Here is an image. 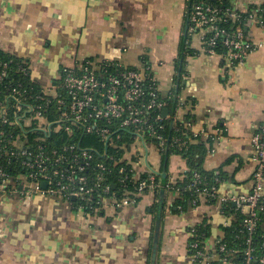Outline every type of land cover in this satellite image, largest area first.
<instances>
[{
  "label": "crops",
  "instance_id": "0c3cea01",
  "mask_svg": "<svg viewBox=\"0 0 264 264\" xmlns=\"http://www.w3.org/2000/svg\"><path fill=\"white\" fill-rule=\"evenodd\" d=\"M188 1L0 0V49L27 61L31 81L44 88L85 58L140 69L144 56L157 62L152 72L163 97L174 93L183 60L177 115L191 117L194 142L208 147L205 170L227 172L220 194H246L256 169L252 137L264 122V29H249L261 47L230 66L200 52L202 34L188 33ZM263 3L231 0L243 13ZM165 156L154 149L149 156L160 173ZM187 171L181 156L169 155L167 178ZM177 198L146 194L134 206L87 214L57 197L0 192V264H197L191 230L210 224L212 247L230 218L206 199L180 212Z\"/></svg>",
  "mask_w": 264,
  "mask_h": 264
},
{
  "label": "built area",
  "instance_id": "2783aa9c",
  "mask_svg": "<svg viewBox=\"0 0 264 264\" xmlns=\"http://www.w3.org/2000/svg\"><path fill=\"white\" fill-rule=\"evenodd\" d=\"M208 1L189 10L188 33L202 34L201 53L219 56L230 66L244 64L261 47L254 42L249 29H264V3L243 13L232 8L223 10L225 0H213L217 4ZM225 22H239V26L231 32L220 26ZM153 65L157 62L143 61L138 69L121 62L85 58L73 67L64 68L58 82L32 92L33 88L22 82L14 85L15 80H6L12 74L5 64L0 72V192L57 197L87 214L107 206L116 209L134 206L146 194H180L181 189L175 184L184 175L178 179L169 177L167 184H163L149 156L153 149L161 156L169 154L171 143L164 134L166 124L176 132L181 130L190 143L198 136L191 117H178V107L170 113L173 94L161 95ZM16 72L30 75L26 63ZM28 134L35 136L29 139ZM55 134L67 136L59 147L48 141ZM88 135L98 137L106 149L100 152L83 147L80 138ZM176 144L185 146L187 141L175 137L172 145ZM251 147L256 169L248 193L222 195L219 178L211 183L197 172L186 187L195 196L191 206H198L199 198L221 210L234 206L243 217L240 234H247L246 241L235 247L220 239L209 247L207 242L203 244V240L195 238L196 226L191 230L195 239L189 249L197 264H264V244L254 243L260 213L264 212V122L260 132L252 137ZM109 148L120 153V158L110 155ZM102 158L126 167L111 181L107 176L113 173ZM12 165L22 168L15 177L6 172ZM240 238L236 236L237 240Z\"/></svg>",
  "mask_w": 264,
  "mask_h": 264
},
{
  "label": "trees",
  "instance_id": "16d2710c",
  "mask_svg": "<svg viewBox=\"0 0 264 264\" xmlns=\"http://www.w3.org/2000/svg\"><path fill=\"white\" fill-rule=\"evenodd\" d=\"M203 1H205V0H189L188 1V11L191 10L195 4L201 3ZM208 3L209 4H217V1L210 0V1H208ZM221 8H223V10H225L226 8H232L231 0H225L223 2V4L221 5ZM241 16H242V18L245 17L244 14H242ZM220 26L222 28H226L232 32V31H235L237 29V27L239 26V22H236V23L225 22V23L221 24ZM221 49L222 48L219 45L217 47V50L220 51ZM146 58L147 57H144V56L141 57L142 63H143V61L144 62L149 61V59H146ZM23 63H26L27 66H29V63L27 61L20 59L14 55H11L9 53H6L0 49V72H1L2 67L5 64H7L10 71H11V74H12V76H10V78H8L6 80H15L16 82L14 83V85L17 82H22L26 86L32 87L33 88L32 92H36V91L39 92V90L41 89L40 87H43V86H40L36 83H33L30 79V75L27 76V75H23L20 72H16V70L19 69L20 66L21 67L23 66ZM183 64H184V61L182 60L181 64L179 65V68H178L179 70L177 69V76H176V80H175V91L173 93V99L171 101V108L169 109L170 113H173L175 111V109L178 107L177 99H178L179 90L181 87L180 76L183 72ZM12 71H15V73H13ZM29 72H30V70H29ZM59 80H60V77L56 80V82H58ZM4 128H6V127H4ZM181 132H182L181 130H178L176 132L175 130L171 129L170 124H166V129H165L164 134H165V137L168 139L169 143H171L169 155L176 154V155L181 156L186 161L187 166H188V171L184 174V177L182 178V180H179L175 184L176 188L181 189L180 194H177L178 198L176 200L175 206L177 208H178V206H181L182 209L179 211L185 212L191 207L190 202L195 197L194 194L186 188L192 182L194 172L201 174L203 177L207 178V180L211 181V183H213L216 178H219L221 180V184H219V188H221V185L223 184L224 181H227L229 179V176H228L227 172L223 169H218V170H213V171L205 170L204 161H205V158L207 157V154L209 152L208 147L206 146V144L201 143V142L190 143L189 140L187 139V137H184L186 135H183ZM34 136H35L34 134H28L29 139H33ZM175 137L182 138V140L187 141V144L185 146H183V145L180 146V144H176L173 146L172 141ZM65 139H67L66 135L55 134L48 141L52 146L59 147V146H61V144L63 143V141ZM80 140H81L83 147H93L97 151H100V152H103L106 149L105 145L103 143H101V141L96 136H89L88 135V136H85L83 138H80ZM108 152L110 155L114 156V158H120V153L115 152V150L109 148ZM97 160H101V158L97 157ZM102 160L105 161L106 159L102 158ZM105 163L107 164V166H109L111 168V171L113 173L112 175L107 176V178L111 181L118 177L119 171L122 167H126L123 164L114 165L113 161H110V160L105 161ZM6 172L9 173L11 177H15L18 172H22V168L16 169L12 165L6 169ZM159 178L163 184H167V181H168L167 171L165 173V176H163L162 173H160ZM9 187H12V184L9 185ZM129 189L131 190L132 187L129 186ZM170 193H174V192H170ZM174 194H176V193H174ZM141 198H139L138 202L141 200ZM200 201H201V199L199 198V203H200ZM72 203L77 204L75 201ZM222 210H224V213H222L224 216H226L228 218L230 216L233 219L230 218L229 222L223 226V236L220 237L219 239L221 240V242L225 243L229 247H235V245H239L240 242L242 243V242L246 241V238H247L246 233L240 234V231L242 230L241 223L243 222V217L238 214L235 207L232 205H230L228 207L227 206L223 207ZM179 211L177 210V212H179ZM260 217H261L260 227H259L256 235L254 236V243L257 242L258 244H262V243L264 244V239L261 238V237H264V212L260 213ZM197 235L198 236L195 238H198V240L199 239L203 240L202 243L206 244L209 237H211V226H210V224L203 222L202 224L198 225V234ZM237 235H240V237H241L238 240L236 239ZM195 238L191 234L189 244L191 241H194ZM239 248L241 250L244 249L243 246H239ZM189 252L191 254L190 249H189ZM258 252H261V250L259 249ZM214 264H216V263H214Z\"/></svg>",
  "mask_w": 264,
  "mask_h": 264
},
{
  "label": "water",
  "instance_id": "95a60500",
  "mask_svg": "<svg viewBox=\"0 0 264 264\" xmlns=\"http://www.w3.org/2000/svg\"><path fill=\"white\" fill-rule=\"evenodd\" d=\"M164 114L167 115L168 114V110H165L164 111ZM168 158H169V154L168 152L166 153V156H165V165H164V168H163V171H162V175L165 176V173L167 171V161H168ZM44 188H46V184H43L42 185ZM158 238V234L156 235V239ZM157 252V241H156V244H155V249H154V254H156Z\"/></svg>",
  "mask_w": 264,
  "mask_h": 264
},
{
  "label": "rangeland",
  "instance_id": "374dc122",
  "mask_svg": "<svg viewBox=\"0 0 264 264\" xmlns=\"http://www.w3.org/2000/svg\"><path fill=\"white\" fill-rule=\"evenodd\" d=\"M51 56H52V54H48V55H47L48 58H50ZM40 73H41L43 76H44V75H47V71H45V70H44L43 72H40ZM47 76H49V75H47ZM58 77H59V76H58ZM58 77H57L56 79H58ZM56 79H55V80H56ZM45 87H46V86H45Z\"/></svg>",
  "mask_w": 264,
  "mask_h": 264
}]
</instances>
